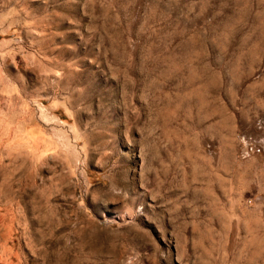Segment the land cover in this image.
Segmentation results:
<instances>
[{"label":"rangeland","instance_id":"1","mask_svg":"<svg viewBox=\"0 0 264 264\" xmlns=\"http://www.w3.org/2000/svg\"><path fill=\"white\" fill-rule=\"evenodd\" d=\"M0 264H264V0H0Z\"/></svg>","mask_w":264,"mask_h":264}]
</instances>
